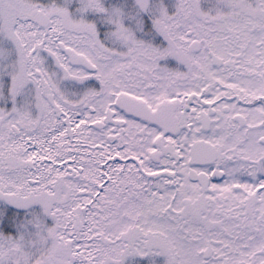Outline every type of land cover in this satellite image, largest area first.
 Wrapping results in <instances>:
<instances>
[{"label":"snow or ice","instance_id":"6c2138e0","mask_svg":"<svg viewBox=\"0 0 264 264\" xmlns=\"http://www.w3.org/2000/svg\"><path fill=\"white\" fill-rule=\"evenodd\" d=\"M0 264H264V0H0Z\"/></svg>","mask_w":264,"mask_h":264}]
</instances>
